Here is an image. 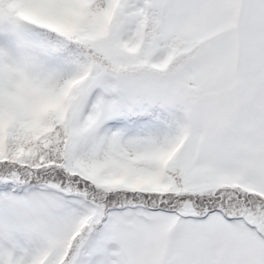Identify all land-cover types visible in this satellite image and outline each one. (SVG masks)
<instances>
[{
	"label": "snow or ice",
	"instance_id": "obj_1",
	"mask_svg": "<svg viewBox=\"0 0 264 264\" xmlns=\"http://www.w3.org/2000/svg\"><path fill=\"white\" fill-rule=\"evenodd\" d=\"M0 264H264V0H0Z\"/></svg>",
	"mask_w": 264,
	"mask_h": 264
}]
</instances>
